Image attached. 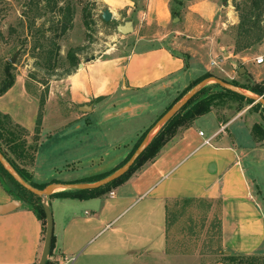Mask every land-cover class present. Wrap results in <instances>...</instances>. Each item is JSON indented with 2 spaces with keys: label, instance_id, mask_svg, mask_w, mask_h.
<instances>
[{
  "label": "crops",
  "instance_id": "obj_1",
  "mask_svg": "<svg viewBox=\"0 0 264 264\" xmlns=\"http://www.w3.org/2000/svg\"><path fill=\"white\" fill-rule=\"evenodd\" d=\"M100 2L116 26L121 25L117 23L120 12L134 10L129 0ZM210 5V1H205L191 9L184 19L183 30L179 31L177 24L176 29L170 28L173 23L170 0L148 2L146 10L139 13L146 19L138 29L143 34L134 39L127 54L94 57L93 61L78 63L63 79L48 85L42 107L39 101L44 86L31 81L23 72L15 75L12 87L0 96V113L27 132L28 145L34 143L41 113L38 147L29 168L34 184H79L86 178L110 172L126 159L140 134L204 74L215 72L221 80L236 81V76L242 79L246 73L251 82L264 85L262 55H252V51L234 55L232 46L225 48L213 43L212 38L201 41L198 33L204 32L197 23L201 19L211 23L216 10ZM132 29L135 31L133 23ZM181 37L191 42L185 51L177 53L167 41L180 43ZM258 57H263L260 65L255 64ZM231 104L221 102L192 126L179 130L153 161L111 191L112 197L108 193L88 200L47 198L53 220L54 257L58 260L62 256H76L74 264H133L145 258L166 256V205L182 199L219 202L223 254L264 255V213L260 199L264 184V140L256 143L251 136L252 126L262 124V120L258 112H252L253 105L226 115ZM157 107L159 111L154 112ZM150 114L152 118L144 123ZM92 118L99 123L114 124L100 132L93 128ZM47 120L52 125L48 131ZM141 120L142 125L135 124L130 130L135 141L112 139L110 143L123 150L109 166H96L92 174L71 177L75 169L83 168L84 156L91 154L85 150H39L48 136L50 142L54 136L53 143L57 146L60 130V147L67 148L68 142L75 139L83 146L90 134L96 138L94 145H99L106 132ZM127 134L124 129L116 132L115 138L124 139L130 136ZM59 170L66 173L60 180V176L55 179L47 173ZM12 200L0 187V207ZM41 240V223L32 212L20 206L0 215V264H37Z\"/></svg>",
  "mask_w": 264,
  "mask_h": 264
},
{
  "label": "rangeland",
  "instance_id": "obj_2",
  "mask_svg": "<svg viewBox=\"0 0 264 264\" xmlns=\"http://www.w3.org/2000/svg\"><path fill=\"white\" fill-rule=\"evenodd\" d=\"M129 1L133 3L134 10L132 9V13H127V10L120 12L118 14L119 20L117 23H121L122 25L125 22H131L135 26V31L127 36H122L115 31L116 22H102L101 13L104 7L100 0H40V4L37 6L40 10L39 14H42V8H44L45 11V15L40 18L35 17L34 6H29L31 4L29 0H0V75L3 62L14 57V75L23 72L31 81L44 86L41 94V99L43 100V96L47 94L48 85L60 81L74 69L71 67V61L67 58V54L70 53L77 64L90 57L99 58L127 54L131 49V44L134 42V39L143 34V32L138 31V29H140V26L144 25L146 19L139 13L145 11L148 2L152 0ZM205 1H210V6L216 11L212 17L211 23H207L204 19H201V21L197 23V27L202 26L201 30L204 32L203 35L198 33L201 41H207V38H212L214 40L213 43L223 45L225 48L232 46L235 37L234 28L238 24V15L235 11V6L243 0H183L180 9L170 0L171 12L179 15L177 19H173L170 28L176 29L177 24V29L182 31L185 24H183L184 19L190 10ZM65 7H70L72 10V27L64 37L57 40L59 59L56 65H47L44 60H42L38 51L34 50L33 47L40 43L42 38H52L54 30L57 27L56 23L61 16L59 10H63ZM177 20L179 22H177ZM191 27H193V25ZM209 27L210 29L208 30ZM206 28L208 30L207 32ZM179 41L181 42H174L173 44L170 39L167 41V45L170 44L175 52L182 53L187 49L188 43L191 41L184 37H181ZM256 53L264 57V44L254 48L250 54L255 55ZM262 68H264V65ZM211 75L219 79L215 72H212ZM236 77V82L244 84L243 78ZM224 80L230 81L227 79ZM209 85H213V83H209ZM229 103H232L230 109L225 112L228 116L236 112L240 106L239 103L234 101H225V104ZM245 106L247 105L245 104L244 107ZM251 109L252 112L259 113L261 117L260 120H262V124L260 125L264 128V114L260 108L254 107ZM157 111H159L158 107L154 112ZM150 118H152L151 114L148 115L146 119L142 118V120L145 119V123L146 120L149 121ZM142 120L129 126L116 129L113 132H106V138L101 139V144L99 145H94L96 138L90 134L89 138L86 139L87 144L83 146L78 144L76 141L79 140L74 138L75 140L68 142L67 148L60 147L62 146V141L60 139L62 130H60L57 133V138H59L57 146L53 143L54 136L51 142L49 141L50 136H48L47 142H45L39 150H85L86 153L91 154L89 156H84L82 160L83 168L75 169L72 175H70L73 178H77L85 173L92 174L96 166L105 168L119 157L120 151L123 149L118 148L114 143L111 144L110 142H112V139H115V141H124L126 143L135 141V138L131 136L130 130L135 124H137V126L142 125ZM91 122L93 123V128L100 132L106 130L107 127L111 128V125L114 124V122L110 123V125L107 123H99L97 118H92ZM51 126L52 125L47 120L45 129L48 131ZM124 129L128 130L127 136H130L124 137V139H116L115 133H120ZM95 157L99 160L97 161L96 159L94 162L99 164L97 165L94 163L93 165H89ZM48 165L49 164H47V166ZM75 167L77 166L75 165ZM47 173L55 179L60 176L61 178H59V180L63 179L64 174H66L62 170L56 173L47 171ZM48 175H46V177ZM58 192H62V190L56 191L55 193ZM262 192L263 195L260 199L263 200L262 208L264 213V184ZM202 214V209H192L186 211L179 217L169 232L168 253L166 256L160 258H145L144 260L141 259V261H137V263H135V261L133 264H230V262L225 259L227 255L222 252L221 241L217 229L213 226L214 216L208 215L204 218ZM258 258V261H250L249 264H264V255ZM56 260L57 259L53 255L51 258L52 264H56Z\"/></svg>",
  "mask_w": 264,
  "mask_h": 264
},
{
  "label": "trees",
  "instance_id": "obj_3",
  "mask_svg": "<svg viewBox=\"0 0 264 264\" xmlns=\"http://www.w3.org/2000/svg\"><path fill=\"white\" fill-rule=\"evenodd\" d=\"M31 7L34 6L35 17H43L45 15L44 8L41 9L42 14H39L37 6L40 4V0H29ZM172 3L179 9L182 7V1L172 0ZM61 13L60 19L58 20L57 27L54 30L52 38H42L41 42L36 44L33 49L37 50L42 60L47 65L55 66L59 59V47L57 40L64 37L66 33L72 27V10L70 7L59 10ZM235 11L238 15V24L234 28L235 37L232 44V51L234 55H242L246 52L253 51L254 48L260 46L264 41V0H243L241 3L235 6ZM171 18L177 19L179 15L172 13L170 10ZM263 22V24H262ZM43 37V36H42ZM67 58L71 61V67L76 68L77 63L73 59V56L69 53ZM242 68V67H240ZM14 66L9 63V60H5L2 64L1 75H0V96L5 94L13 85L15 75L13 73ZM212 75L207 73L202 77L196 79L191 85L183 91L173 102L174 105L184 95H186L194 86L201 81L211 78ZM244 78V84H240L236 81H226L232 86H235L243 91L250 93L251 95L262 97L264 99V85L256 84L251 82V78L245 73L242 75ZM234 101L239 103V110L246 104L252 105L253 102L233 94L228 91L220 89L217 85L213 84L206 86L201 89L187 104L174 115L156 134L151 140L149 145L137 158L133 166L124 174L121 178L113 181L112 183L92 191H62L54 193L48 197L58 199H76V200H88L93 198H99L107 195L123 183H125L136 171H138L145 164L153 161L160 153L161 149L170 142L178 133L179 130L186 129L200 117L207 115L212 109L224 101ZM40 107L43 105V100L39 101ZM170 105L166 111L172 106ZM260 108L264 114V110L261 105L256 103L252 108ZM165 111V112H166ZM164 114V113H163ZM162 114V115H163ZM161 115V116H162ZM160 116V117H161ZM159 117V118H160ZM158 118V119H159ZM157 119V120H158ZM41 120V113L39 112L37 118V127L34 132V143L31 145L27 144V132L14 124L11 119L0 113V154L9 165V167L31 188L37 191L43 190L46 186L36 185L32 181L29 168L32 166L35 158V153L38 147L37 135L39 133V125ZM156 120V121H157ZM155 121V122H156ZM154 122V123H155ZM154 123L144 130L138 137L129 155L124 159L117 167L110 172L86 178L79 182V184H92L102 178L108 176L112 172L116 171L122 165H124L131 157L133 152L137 149L139 144L142 142L148 131L152 128ZM251 136L256 143H260L264 140V128L261 125H253L251 128ZM0 187L7 193L12 199L19 201L21 207L24 210L32 212L36 219L41 223L42 228V240L45 232V216L42 208L41 200L39 197L28 192L22 188L11 176L3 169L0 165ZM192 209H202V216L206 218L208 215H213L214 224L213 226L217 229L219 238L220 233V218H219V202L200 200V199H182L175 200L167 203L166 205V221H165V232L168 245V236L171 228L175 222L181 217L186 211ZM54 249V238L52 236L51 246L48 254V260L46 264H52L51 258L53 257ZM168 253V246H167ZM225 259L230 264H249L250 261H258V257H231L225 256ZM252 259V260H251Z\"/></svg>",
  "mask_w": 264,
  "mask_h": 264
},
{
  "label": "water",
  "instance_id": "obj_4",
  "mask_svg": "<svg viewBox=\"0 0 264 264\" xmlns=\"http://www.w3.org/2000/svg\"><path fill=\"white\" fill-rule=\"evenodd\" d=\"M183 1V0H180ZM101 20L103 23H109L112 20V15L106 9L103 10L101 13ZM115 31L117 34L122 36H127L133 32L132 23L125 22L122 25H117L115 27ZM14 57L9 60L11 65L14 64ZM95 58L90 57L86 59V62L93 61ZM243 70L240 71L242 73ZM209 83H213L217 85L220 89L224 91L231 92L238 96L244 97L253 102L252 105L258 103L261 105L262 109L264 110V99L262 97L254 96L251 94L246 93L245 91L232 86L226 82H223L217 78L211 77L205 79L194 86L186 95H184L178 102L172 105L152 126V128L148 131L142 142L139 144L137 149L133 152L131 157L128 161L118 168L116 171L112 172L108 176L102 178L101 180L92 183V184H68V185H59V184H51L46 186L43 190L37 191L27 185L5 162L3 157L0 154V165L5 169L10 176L25 190L34 194L35 196L39 197L41 200L42 208L44 211L45 216V232L43 236L42 248L40 252V256L38 259L37 264H46L48 260V254L51 246V240L53 236V220L52 214L47 204V198L54 194L57 190L59 191H92L99 188H102L113 181L121 178L124 174L128 172V170L133 166L137 158L141 155V153L145 150V148L149 145L151 140L156 136V134L160 131V129L174 116L176 115L186 104L189 100H191L201 89L206 87ZM21 206L19 201L12 200L10 203L0 207V215L11 213L17 210Z\"/></svg>",
  "mask_w": 264,
  "mask_h": 264
},
{
  "label": "built area",
  "instance_id": "obj_5",
  "mask_svg": "<svg viewBox=\"0 0 264 264\" xmlns=\"http://www.w3.org/2000/svg\"><path fill=\"white\" fill-rule=\"evenodd\" d=\"M263 63V57H258L255 59V64L260 65ZM211 66H215V63H211ZM200 136H203L202 133H199ZM205 144L208 143V141L204 142ZM109 196L112 197L113 196V192L109 193ZM77 257L76 256H62L57 260L56 264H74L76 261Z\"/></svg>",
  "mask_w": 264,
  "mask_h": 264
},
{
  "label": "bare ground",
  "instance_id": "obj_6",
  "mask_svg": "<svg viewBox=\"0 0 264 264\" xmlns=\"http://www.w3.org/2000/svg\"><path fill=\"white\" fill-rule=\"evenodd\" d=\"M60 190V189H59ZM58 191V190H57Z\"/></svg>",
  "mask_w": 264,
  "mask_h": 264
}]
</instances>
